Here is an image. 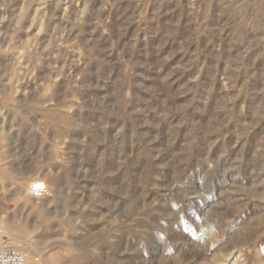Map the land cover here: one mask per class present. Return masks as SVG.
<instances>
[{"label":"rangeland","instance_id":"374dc122","mask_svg":"<svg viewBox=\"0 0 264 264\" xmlns=\"http://www.w3.org/2000/svg\"><path fill=\"white\" fill-rule=\"evenodd\" d=\"M16 236L42 264H264V0H0Z\"/></svg>","mask_w":264,"mask_h":264},{"label":"built area","instance_id":"2783aa9c","mask_svg":"<svg viewBox=\"0 0 264 264\" xmlns=\"http://www.w3.org/2000/svg\"><path fill=\"white\" fill-rule=\"evenodd\" d=\"M47 193H48V188L44 181L35 180L31 182L29 186V197L31 199L33 200L42 199L47 195ZM0 264H42V260L40 255L32 254L27 250L5 248L1 244Z\"/></svg>","mask_w":264,"mask_h":264},{"label":"bare ground","instance_id":"6f19581e","mask_svg":"<svg viewBox=\"0 0 264 264\" xmlns=\"http://www.w3.org/2000/svg\"><path fill=\"white\" fill-rule=\"evenodd\" d=\"M30 184H31V182L28 183L27 187H24L25 185L24 186H21V184H20L19 185V188H20L19 191L21 193L24 192V191L28 192L29 191L28 189H29ZM2 220L3 219H1V221ZM9 220L11 221V219H9ZM16 237H18V236H16ZM201 238H202L201 235H199V239H201ZM6 241H7V243H6ZM6 241L3 242V240L0 238V245L2 244V246H4L5 248L18 249V250H27V251L30 252L29 249H30L31 246L28 243H26V241H24V239L22 237H18L17 240L15 239V240L9 241V239H7ZM59 258H60V255H53L51 261H49L50 264H55L56 262H58V259Z\"/></svg>","mask_w":264,"mask_h":264}]
</instances>
